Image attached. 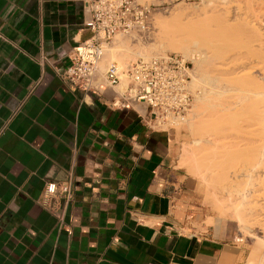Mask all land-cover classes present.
<instances>
[{"label":"crops","instance_id":"1","mask_svg":"<svg viewBox=\"0 0 264 264\" xmlns=\"http://www.w3.org/2000/svg\"><path fill=\"white\" fill-rule=\"evenodd\" d=\"M83 18L82 0H0V264H238L228 228L191 223L175 130L112 106L118 85L61 79Z\"/></svg>","mask_w":264,"mask_h":264},{"label":"rangeland","instance_id":"2","mask_svg":"<svg viewBox=\"0 0 264 264\" xmlns=\"http://www.w3.org/2000/svg\"><path fill=\"white\" fill-rule=\"evenodd\" d=\"M143 1H146L147 3H151L152 8H153L152 13H151V19H150L151 31L148 34V36L144 38H139L137 35H132V34L130 35L117 34L113 37L112 41L106 46L108 47V49L114 48L116 45V39L117 37H119V39L124 41L126 45H129L128 47L134 49L135 55L129 57V60L124 59V61L121 62L120 65L118 66L124 67L127 63L134 61L137 58L150 57V56L158 55L161 53L163 54V53L173 52V53H178L184 56L181 52L175 49H171V48L167 49L163 47L162 49H165V50L163 52L161 51L160 53L159 51H156V50L153 51L154 49H152L153 44L157 41L167 42L170 32L173 31L176 33V35L180 34L191 45L193 44L196 45L195 46L196 49L195 48L194 49L196 50L195 53L197 55H200L202 57L209 56L207 57L209 59L205 61L206 63H203L204 67L201 69L205 71L209 70V72H211L210 70H213V72H211L212 74H215V73L219 74L217 75L218 77L214 75L216 76V78H220L219 76H221L223 79L232 80L235 82H236V79L235 78L230 79L231 76L237 77L236 75H240L241 73L242 75L245 73H246L245 75H247L248 73L250 74L248 75L250 77V78L248 77L250 80L252 78L256 80L258 84H261L260 89L257 88L256 90L258 91L261 90L260 92L264 93V76H263L264 74L263 73L264 72V66H263L264 65V60H263L264 59V43H261L262 45L259 44L260 46H257L256 47L257 49L254 48L255 49L254 51L251 50V51L246 52V50H243L241 47H240L241 49L237 48V46L245 43L247 38L249 40H252L250 38H253V39L254 37L256 38V34L252 35L253 32H251L252 30L250 29L251 28L249 26L250 24L251 26L253 24L256 27V29L260 28L259 31L263 32L262 34H264V2H263L264 0H143ZM260 41L264 42V36H263V39ZM232 43H235V45ZM226 49H229V51H231V49H234L235 51L240 50L239 52L243 55L242 56L239 55V53L237 51H236L237 53L234 52V50H232L233 51L232 53H230L229 51L225 52ZM221 53L222 54L224 53L225 55L222 56ZM228 53H230L231 55ZM244 54L245 56H248L249 58L244 57ZM184 57L189 61V68H190V73H189L190 79L189 80L191 82L193 81V78H195V75L197 74L194 69L195 65H194V62L190 59V57L188 56H184ZM195 57L196 56L194 55L193 58ZM256 57L259 59H257ZM103 58H104V51H103L101 60ZM257 60H260V61H257ZM221 62H222V65H221ZM211 65L212 67H210ZM105 66L106 65H103L102 63L103 69L105 68ZM220 68H222V70H220ZM99 69H100V63H99ZM248 71H250V73ZM228 72H230V74ZM237 72L240 74H238ZM196 78H199V77L196 75ZM196 80L199 81V79H196ZM237 80H239L238 77H237ZM244 81L245 83L248 82L246 80H243V82ZM252 81L253 80H251L250 84L247 83L250 88L251 86L253 88ZM125 83H126V80L122 78L118 85V88L122 89ZM242 86L244 87V85ZM233 87L234 86H232V88ZM232 88L231 90L230 89L226 91L223 90L224 95H222V98L220 96L221 102L225 104H231L235 100H237L236 95H240V97L243 95V93L240 92L241 89L239 87V83L235 84V87L233 88L234 90ZM189 90L191 91L193 100L191 99L190 107L187 113L185 114L184 119L178 123H175L173 125V130H175L176 142L178 145L176 165L180 167L182 171L184 172V174H186L188 178L192 181V189H191L192 207L191 208H192L193 213L191 214V220L196 219L197 221L196 220L191 221V223L193 226H196L197 229H199V231H202V227L219 226V225L228 228V230L231 231L232 233L233 242L235 243L239 251L238 264H254L255 257L258 254H261L262 252H264V229H263L264 224L257 225L256 223H252L253 224L252 225L250 223L251 225L249 227V231L243 232L241 231L239 223L235 220V217L232 216V214H235L234 213L235 211L229 210L228 208L235 207L236 205L235 199L237 198L236 197L237 195L235 194H237L236 191L238 188H239L238 189L239 191L244 190V189L248 190L247 199L249 200H247L248 201L247 203L250 204V205L248 204V207H257L256 205H259L261 201L262 203H264V133H263L264 132V120L262 119V122H261V117L263 116L262 114L264 111L263 110L264 106L262 107L260 105V103L262 102L260 101L262 97L261 95H259L258 99L256 100L257 95L255 96L251 94L249 100L245 101L246 103L245 102L243 103L244 105L240 104V106L243 105L244 107L242 106L241 108H239L240 106H238L240 110L238 108H235L239 110L237 112V114H239L237 115L238 120H240V118H243V117L247 119L246 120L247 122L246 121L244 122L243 121L244 119L240 120L241 122L238 121V123H240L243 126V127L241 126V129H242L241 132L240 130L239 132L237 131L239 135L238 134L234 135L235 134L234 133V134H231V136L229 135L227 138H225V136L223 137L222 135L223 139L222 138L218 139V137H215V136H219V134L217 135L215 131H211V132H214L210 134V135H213L212 139L214 138V140L206 139L208 140L207 143L210 142L209 140H211L210 145H208L207 143L206 144L199 143V140L205 139V137H203L202 135L194 134L193 128H192L194 124H197L198 119L203 116L201 115L203 114V111H204L203 108L199 109L198 108L199 106L195 105L196 103L195 98L196 96L200 94V89L199 87H196V88H193L192 90L189 88ZM238 99H239V96H238ZM262 100L264 103V99ZM249 101L253 105L249 103ZM256 101L258 102L256 103ZM254 104H257V105L255 106ZM250 105H251V108H250ZM247 106H249V109L247 108L248 114L245 112L246 109L245 110L243 109ZM253 109H256V111L259 112V113L257 112L256 116L254 114L256 111H253ZM261 110L263 111L261 112ZM244 112L247 115H245ZM220 113L218 111V114L215 115L214 117L221 120L222 117ZM222 114L224 115L225 113L223 112ZM252 115L255 117H253ZM257 117L258 118L260 117L259 121ZM232 119L234 118L232 117ZM248 120H250L251 125L248 124L249 123ZM259 122H261L263 125ZM243 128L245 129L244 132H243ZM249 128L250 129L252 128V131L249 130ZM261 131H263L262 134H261ZM240 134L243 136H241ZM234 139L236 142L234 141ZM212 141L214 143H212ZM237 146H238V149L241 148L242 150L241 149L238 150ZM239 156L241 159L239 158ZM260 156L262 157V159H260ZM257 159L259 163H257ZM194 164H197L196 166H198L199 169H197V167H192V166H195ZM204 165H206L207 167ZM234 165H237L235 166V170L233 169ZM249 167L250 169L252 167L251 171L247 170L249 169ZM205 168L206 169L208 168L209 171H207ZM200 169H205V171L203 170L202 173L204 172L209 173L208 175L207 173L206 174L204 173L205 174L204 179L201 177L200 175L201 173L199 174H197L198 172L196 173V171ZM229 170H232V171H229ZM234 171L235 173H237V175L233 173ZM221 173L222 175L229 174L227 178V180L229 179L228 183H225V184L228 186V190L230 191V194L232 196L231 195L228 196L226 192H223V190L220 189L221 185L224 184L222 183L221 178H220ZM231 174L232 175L235 174L234 175L235 177H232ZM245 175L249 177H246ZM230 178H232L231 183H230ZM231 187L233 190L231 189ZM249 195L251 197H248ZM225 203L229 205H233V204L234 205L229 206L228 208L226 207L225 208V210H227L226 213L221 216L218 207L221 204L227 205ZM248 216L253 217L252 215H248ZM259 217L262 218L261 216ZM231 219L237 222L238 227L236 226L235 222L232 221ZM262 221L264 223V220ZM259 257L260 255L256 257V261L259 259Z\"/></svg>","mask_w":264,"mask_h":264},{"label":"built area","instance_id":"3","mask_svg":"<svg viewBox=\"0 0 264 264\" xmlns=\"http://www.w3.org/2000/svg\"><path fill=\"white\" fill-rule=\"evenodd\" d=\"M152 10L151 3L143 0H82V22L89 36L71 48L60 77L71 89L91 93L119 85L124 78L126 83L111 105L128 108L137 103L144 108L138 118L146 127L173 129L184 119L192 99L189 61L184 56L169 52L140 57L124 67L108 63L99 69L103 51L115 35L148 36ZM54 188L48 183L44 191ZM58 191L68 197L69 185H59Z\"/></svg>","mask_w":264,"mask_h":264},{"label":"bare ground","instance_id":"4","mask_svg":"<svg viewBox=\"0 0 264 264\" xmlns=\"http://www.w3.org/2000/svg\"><path fill=\"white\" fill-rule=\"evenodd\" d=\"M264 2V1H263ZM249 3V2H248ZM248 6V5H247ZM240 7V6H239ZM257 7V6H256ZM257 18V17H256ZM236 19V18H235ZM241 19H243V18H241ZM253 21V20H252ZM247 22V21H246ZM250 22V21H249ZM256 22V21H255ZM236 23H237V21H236ZM248 23V22H247ZM245 25V24H244ZM247 25V24H246ZM251 28V32H253V34L252 35H254V34H256V38L254 37V39L253 38H250V39H252V40H249L248 38H247V40L245 41V43H243V44H241V45H239V46H237V48H242L243 50H246V52L247 51H251V50H255V49H257L256 47L257 46H260L259 44H261V43H264L263 41L261 42L260 40H262L263 39V36H264V34H262L263 32H260L259 31V29H256V27L252 24V26H251V24L249 25ZM255 28H254V27ZM242 27V26H241ZM258 28V27H257ZM181 29V28H180ZM242 29V28H241ZM180 31H182V30H180ZM263 31V30H262ZM240 32V31H239ZM246 32V31H245ZM250 32V31H249ZM243 36V35H242ZM262 36V37H261ZM253 37V36H252ZM240 41V40H239ZM239 41H237V42H239ZM165 42L166 41H157V42H155L154 44H153V48L152 49H154L153 51H159V53L162 51H164L165 49H162L163 47H165V48H171V49H175V50H177V51H179V52H181L184 56H188V57H190V59L194 62V65H195V72L197 73L196 75L199 77V78H196V75H195V78H193V81H191L190 82V80H189V82H188V87L192 90L193 88H196V87H199V89H200V94L198 95V96H196V98H195V105H198L197 107L199 108V109H201V108H203V114H201V115H203L202 117H200L199 119H198V122H197V124H194L193 125V133L194 134H197V135H202L203 137H205V139H202V140H199V143L201 144V143H207V141L208 140H206V139H211V140H214V138L212 139V137H213V135H210L211 133H214V132H211V131H215V133L218 135L219 134V136H215V137H218V139L219 138H222V135H223V137L225 136V138H227L229 135L231 136V134H234V135H236V134H238V132H239V130H240V132L242 131V129H241V124L240 123H238V121H240V120H242V119H244L243 121L245 122L247 119H245L243 116V118H240V120H238V118H237V115H239V114H237V112L240 110L239 108H241L244 104V102L245 101H247V100H249V98H250V96H251V94L252 95H257V98H256V100L258 99V96L259 95H261V97H259V98H261V100L260 101H262L261 103H263V100L262 99H264L263 97H264V93L263 92H260V91H258V90H256L257 88H259L260 89V85L261 84H258V82H256V80H254V79H252L251 78V80H253L252 81V84H253V88H252V86H251V88L249 87V85L248 84H250L251 83V80L249 79L250 77L248 76V75H250V74H248L247 73V75H245V74H243L242 75V73L240 74V73H238L239 72V70H238V74H240V75H236L238 78H239V80H237V77H233V76H231L230 77V79H236V82L235 81H232V80H227V79H223L221 76H219L220 78H216V76L217 75H219V74H212L211 72H213V70H210L211 72H209V70H203V69H201V68H203L204 67V64L203 63H206L205 61L206 60H208L209 58H207V57H209V56H204V57H202V56H200V55H197L195 52H196V48H195V46L196 45H191L187 40H185V38H183L180 34L179 35H176V33L175 32H170V35H169V37H168V41L166 42V44H165ZM242 42V41H241ZM255 43V44H254ZM232 44H234L235 45V43H232ZM262 45V44H261ZM129 45H126V43L124 42V41H122L121 39H119V37H117V39H116V45H115V47L114 48H109L108 49V47H106V49H104V58L102 59L103 60V62H102V60H100L101 62H100V70H103V68H102V63H103V65H107L108 63H113V64H116V65H120V63L121 62H123L124 61V59H128L129 60V57H131V56H133V55H135V51H134V49H132V48H130V47H128ZM235 47V46H234ZM195 48V49H194ZM233 48V47H232ZM240 48V49H241ZM255 48V49H254ZM194 50V51H193ZM232 50H234V49H231V51H229V49H226V51L225 52H227V51H229L230 53H232L233 51ZM258 50H260V49H258ZM170 51V50H169ZM238 53H239V55H243V54H241L239 51L240 50H236ZM235 50H234V52H236ZM242 51V50H241ZM236 52V53H237ZM243 52V51H242ZM198 53V52H197ZM230 53H228V54H230ZM244 53V52H243ZM251 53V52H250ZM255 53V52H254ZM162 54V53H161ZM222 54V53H221ZM196 56L195 58H193V56ZM223 55H225L224 53L222 54V56ZM231 55V54H230ZM128 57V58H127ZM244 57H248V56H245V54H244ZM263 57V56H262ZM145 58H148V57H145ZM193 58V59H192ZM225 58V57H224ZM249 58V57H248ZM257 58V57H256ZM257 59H259V58H257ZM224 60V59H223ZM252 60V59H251ZM250 60V61H251ZM264 60V59H263ZM262 60V61H263ZM126 61V60H125ZM249 61V62H250ZM257 61H260V60H257ZM105 62H107V63H105ZM247 62V61H246ZM245 62V63H246ZM252 62H254V61H252ZM214 63V62H213ZM218 63V62H217ZM216 63V64H217ZM242 63V62H241ZM203 64V65H202ZM226 64V63H225ZM224 64V65H225ZM234 64V63H233ZM250 64V63H249ZM124 65V64H123ZM206 65V64H205ZM221 65H222V62H221ZM237 65H238V63H237ZM241 65V64H240ZM208 66V65H207ZM207 66H205V67H207ZM228 66V65H227ZM246 66V65H245ZM264 66V65H263ZM210 67H212V65L210 66ZM241 67V66H240ZM213 68H215V67H213ZM236 68V67H235ZM243 68V67H242ZM219 69V68H218ZM227 69H229V68H227ZM220 70H222V68H220ZM259 70V69H258ZM216 71V70H215ZM228 71V70H227ZM224 72V71H223ZM226 72V71H225ZM249 73H250V71H248ZM219 73V72H218ZM229 74H230V72H228ZM264 73V72H263ZM262 73V74H263ZM214 75H216V76H214ZM226 76V75H225ZM263 76H264V74H263ZM218 77V76H217ZM249 77V78H248ZM222 78V79H221ZM226 78V77H225ZM196 79H199V81L198 80H196ZM243 80H246V81H248V82H246L245 83V81L243 82ZM263 80V79H262ZM242 83H241V82ZM239 83V87H240V89L242 90H240V92H242L243 93V95L240 97V95H236V94H234V95H236L237 96V100H235L233 103H231V104H225V103H223V102H221L220 101V99L222 98V95H224L223 93H224V91H226V90H228V89H230L231 90V88H232V86H234L235 87V84H238ZM245 83V84H244ZM248 83V84H247ZM201 84H203V85H201ZM242 85H244V87L242 86ZM233 87V88H234ZM262 87V86H261ZM232 88V89H233ZM244 90H243V89ZM224 90V91H223ZM234 90V89H233ZM236 90V89H235ZM263 93V94H262ZM220 96H221V98H220ZM235 96V97H236ZM238 96H239V99H238ZM253 98V97H252ZM255 99V98H254ZM192 100H193V98H192ZM230 101V100H229ZM252 101H254V100H252ZM259 101V100H258ZM258 101H256V103L258 102ZM259 101V102H260ZM246 103V102H245ZM249 103H251L250 101H249ZM249 103H247V104H249ZM260 103V105L263 107L264 106V103L263 104H261ZM234 104V105H233ZM240 104H243V105H241L240 106ZM252 104V103H251ZM253 105V104H252ZM255 106L257 105V104H254ZM238 106H240L239 108H238ZM244 107V106H243ZM219 109V110H217V109ZM235 108H238L239 110H237V109H235ZM247 108L249 109V106H247V107H245V108H243L244 110H245V112L247 113L248 112V110H247ZM250 108H251V105H250ZM254 108V107H253ZM257 108H258V106H257ZM264 110V109H263ZM263 110H261V112L263 111ZM218 111H219V113H220V115H221V120L220 119H217L216 117H214L215 115H217L218 114ZM253 111H256V109H253ZM260 111V110H259ZM225 113L224 115L222 114V113ZM244 112V114L245 115H247L246 113ZM251 112V111H250ZM257 112L258 111H256L254 114H255V116L257 115ZM259 113V112H258ZM252 114V113H251ZM223 115V116H222ZM250 115V114H249ZM258 115H260V114H258ZM263 116V118L261 117V122H262V119L264 120V111H263V114H262ZM251 116V115H250ZM250 116H248V117H250ZM253 116V115H252ZM255 116H253V117H255ZM223 117H225V118H223ZM232 117L234 118V119H232ZM241 117V116H240ZM248 117H246V118H248ZM232 120H231V119ZM258 118V117H257ZM256 118V119H257ZM260 118V117H259ZM259 118H258V121H259ZM236 119V120H235ZM251 120H253V119H251ZM196 121V120H195ZM242 121V122H243ZM249 121V123L248 124H250V120H248ZM241 122V121H240ZM247 122V121H246ZM253 122V121H252ZM251 122V123H252ZM261 122H259V123H261ZM207 123V124H206ZM254 123V122H253ZM262 124V123H261ZM251 125V124H250ZM254 125V124H253ZM263 125V124H262ZM247 126V125H246ZM191 127V126H190ZM243 127V126H242ZM206 128H207V130H206ZM247 128V127H246ZM215 129V130H214ZM244 128H243V132H244ZM249 130H251L252 131V128L250 129L249 128ZM261 130V129H260ZM238 131V132H237ZM247 131V130H246ZM237 132V133H236ZM242 132V133H243ZM262 132L263 131H261V134H262ZM222 133V134H221ZM248 133V132H247ZM264 133V132H263ZM216 134H214V135H216ZM260 134V133H259ZM239 135V134H238ZM241 135V134H240ZM241 136H243V135H241ZM240 136V137H241ZM248 136H249V134H248ZM236 137V136H235ZM238 137V136H237ZM245 137H246V135H245ZM244 137V138H245ZM248 138H250V137H248ZM200 139V138H199ZM223 139V138H222ZM241 139V138H240ZM211 140H209L210 142H208L207 144L208 145H210V143H211ZM248 140V139H247ZM220 141V140H219ZM234 141H235V139H234ZM237 141H239V140H237ZM236 142V141H235ZM250 142V141H249ZM261 142H262V140H261ZM212 143H214L213 141H212ZM240 143V142H239ZM245 143V142H244ZM243 143V144H244ZM252 143V142H251ZM236 144V143H235ZM261 144V143H260ZM240 145V144H239ZM238 145V146H239ZM242 145V144H241ZM202 146V145H201ZM238 146H237V149H238ZM249 146V145H248ZM256 146V145H255ZM258 147V146H257ZM200 148V147H199ZM241 148H239L238 150H240ZM242 150V149H241ZM253 150V149H252ZM187 153V152H186ZM241 153V152H240ZM257 155V154H256ZM259 155V154H258ZM209 156V155H208ZM241 157H243V156H241ZM235 158H237V157H235ZM239 158H240V156H239ZM241 159V158H240ZM260 159H262V157L260 156ZM186 160V159H185ZM236 162V161H235ZM234 162V163H235ZM199 163V162H198ZM240 163H241V161H240ZM256 163V162H255ZM257 163H259L258 162V159H257ZM239 164V163H238ZM195 166H192V167H197V169H199L198 168V166H196L197 164H194ZM240 165V164H239ZM245 165V164H244ZM251 165V164H250ZM204 166H206V165H204ZM235 166H237V165H234V170H235ZM256 166V165H255ZM255 166H253V167H255ZM207 167V166H206ZM247 167V166H246ZM201 168V167H200ZM208 168H209V166H208ZM208 168L206 169L207 171H209L208 170ZM239 168V167H238ZM195 169V168H194ZM205 169H200V170H198V171H196V173L197 174H199V173H201L200 175H201V177L204 179V176H205V174L207 173H202L203 172V170L205 171ZM230 169V168H229ZM232 169V170H233ZM244 169H246V168H244ZM251 169H252V167H251ZM251 169H250V167H249V169H247V170H249V171H251ZM254 169V168H253ZM191 170V169H190ZM232 170H229V171H232ZM237 170V169H236ZM243 170V169H242ZM239 171V170H238ZM244 171V170H243ZM254 171V170H253ZM259 171V170H258ZM212 172V171H211ZM240 172H241V170H240ZM248 172V171H247ZM230 173V172H229ZM233 173H235V171L233 172ZM239 173V172H238ZM245 173V172H244ZM249 173H251V172H249ZM209 173H207V175H208ZM216 174V173H215ZM236 175H237V173H235ZM235 174H231V176L232 177H235L234 175ZM243 174V173H242ZM206 175V176H207ZM229 175V174H228ZM228 175L226 174H224V175H222V173H221V176H220V178H221V181H222V183H224L223 185H221V187H220V189H222L223 190V192H226V194L229 196V195H231L230 194V191L228 190V186L225 184V183H228V180H227V178H228ZM247 175V174H246ZM245 175V176H246ZM250 175V174H249ZM195 176H197V175H195ZM223 176V177H222ZM209 177V176H208ZM207 177V178H208ZM215 177V176H214ZM240 177V176H239ZM244 177V176H243ZM246 177H249V176H246ZM212 179V178H211ZM216 179V178H215ZM231 179L232 178H230V183H231ZM238 179V178H237ZM236 180V179H235ZM252 180V179H251ZM218 181V180H217ZM237 181V180H236ZM240 181V180H239ZM244 181H245V179H244ZM248 181H249V179H248ZM233 182V181H232ZM221 183V182H220ZM221 183V184H222ZM214 184H215V182H214ZM217 184V183H216ZM210 185V184H209ZM216 186V185H215ZM232 186V185H231ZM248 186V185H247ZM235 187H236V185H235ZM241 188V187H240ZM230 189V188H229ZM231 189H232V187H231ZM235 189V188H234ZM239 189V188H238ZM237 189V191H236V193L237 194H235V195H237L236 197V199H235V203H236V205H235V207H229V206H233V205H229V204H227V203H225V204H227V205H224V204H221V205H219V212H220V215L222 216V215H224L225 213H226V211L227 210H225V208L227 207H229L228 209L229 210H234L235 212V214H232V216L233 217H235V220L239 223V226H240V228H241V231H243V232H245V231H249V227H250V225L252 224V223H256L257 225H263L264 223H263V221L262 220H264L263 218H264V203H262V201H261V203L259 204V205H256L257 207H248V204L249 203H247L248 201L247 200H249V199H247V195H248V190H241V191H239ZM243 189V188H242ZM233 190V189H232ZM236 190V189H235ZM258 192V191H257ZM232 196V195H231ZM248 197H251L250 195L248 196ZM258 197V196H257ZM259 197H261V196H259ZM263 199V198H262ZM237 200V201H236ZM258 201V200H257ZM250 202V201H249ZM259 203V202H258ZM247 205V206H246ZM250 205V204H249ZM253 205H254V203H253ZM232 208V209H231ZM248 215H252L253 217H251V216H248ZM259 216H261L262 218H260ZM251 223V224H250ZM253 225V224H252ZM257 225H255V226H257ZM264 229V228H263ZM258 255H260V257H259V259L256 261V257L258 256ZM256 257H255V263H254V261H253V263L254 264H264V252H262L261 254H258ZM257 262V263H256Z\"/></svg>","mask_w":264,"mask_h":264}]
</instances>
